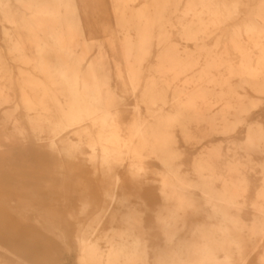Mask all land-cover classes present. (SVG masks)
Listing matches in <instances>:
<instances>
[{
	"label": "bare ground",
	"instance_id": "1",
	"mask_svg": "<svg viewBox=\"0 0 264 264\" xmlns=\"http://www.w3.org/2000/svg\"><path fill=\"white\" fill-rule=\"evenodd\" d=\"M15 1L21 7L18 15L11 9L10 0H0V11L13 26V30H5L7 48L12 59L32 65L42 75L37 78L21 72L19 88L21 105L38 141H43V133L47 135L42 147L47 149L51 164L62 169L70 161L69 141L78 134H96L90 145L94 149L91 161L95 175L101 173L106 182L115 150L126 148L134 162L147 154L155 155L167 169L161 191L172 203L166 209L167 219L160 220L165 246L155 264H234L235 259H241L248 243L264 234V187L255 205L256 220L248 225L241 219L239 207V198L248 187V179L242 172L247 164L230 163L232 176L226 180L214 165L219 150L212 149L197 160V180L189 182L178 175L171 163L175 157L176 129L186 142L198 138L195 132L230 133L256 106L237 88L248 86L264 93V0H257L253 6H248L249 0H187L180 15L177 13L182 0H144L139 8L135 7L139 0H123L117 25L123 37L122 52L130 82L136 89L144 69L153 75L141 95L153 122L138 118L126 130L117 121L105 80L99 79V62L86 60L92 33L83 6L77 0ZM113 1L115 7L121 2ZM246 6L249 18L234 25L229 38L231 48L241 58L233 63L227 52L213 53L218 43L211 48L203 42L220 25L237 20ZM173 16L178 19L180 37L194 43V51L173 44L168 29L173 26ZM99 26L106 28L105 24ZM154 57L156 64L151 66ZM181 76L190 77L178 86ZM2 77L11 82L7 63L0 58ZM234 78L239 80L237 87L232 84ZM171 90L172 103L167 111ZM8 102V94L0 88V107ZM218 105L220 109L214 110ZM14 129L20 133L23 130L16 120ZM246 145L248 149H262L264 126L259 123L249 126ZM262 169L264 172V166ZM118 181L116 178L105 189L112 201L118 198ZM217 182L222 183L220 188ZM192 189L200 192L210 211L206 223L192 230L187 240H181L177 238L178 218L199 205ZM121 195L124 199V194ZM123 199H118L121 201L118 217L112 220L117 228L112 227L101 237H96L94 231L91 237L81 231V264H144L146 261L139 229L141 217ZM23 214L20 212V217ZM42 215L38 217L45 219L47 214ZM102 239L109 244L106 253L98 248Z\"/></svg>",
	"mask_w": 264,
	"mask_h": 264
},
{
	"label": "rangeland",
	"instance_id": "2",
	"mask_svg": "<svg viewBox=\"0 0 264 264\" xmlns=\"http://www.w3.org/2000/svg\"><path fill=\"white\" fill-rule=\"evenodd\" d=\"M77 1L83 6L82 11L87 15L85 21L92 33L86 60L95 59L99 62L98 76L100 80H105L112 97L111 106L117 111L121 129L126 130L138 118L153 122L141 99L144 86L153 75L148 69H144L135 89L130 82L122 52L123 37L117 22L123 0L118 7H115L113 0ZM186 1L182 0L177 15L184 11ZM256 2L257 0H249L248 6H253ZM143 3L144 0H139L135 7L139 8ZM10 5L15 15H18L20 5L15 0H10ZM242 9L237 20H229L220 25L216 33L203 42L211 48L218 43L213 53L222 55L227 52L233 63H238L241 58L231 48V31L234 25L249 18V8L246 6ZM102 24H105L106 30L99 26ZM172 24L168 29L173 44L179 49L188 46L190 51H194V43L186 42L180 37L181 28L176 16H173ZM6 29L11 31L13 26L0 11V58L7 63L11 78V82L3 77L0 79V88L9 96V102L0 107V264H81V231L86 232L88 237L92 236V231L96 237H101L112 227L117 228V223H112V220L114 216L118 217L117 209L121 204L118 199H123L121 194H124L125 205L136 210L137 216L141 217L139 229L147 254L144 264H155L158 253L165 246V233L160 227V220L167 219L166 209L172 204L161 191L165 183L163 175L166 167L158 157L150 154L134 162L128 150L123 147L114 151L110 177L107 182L103 181L101 173L95 175L91 161L94 149L90 145L96 139V134L92 133L91 136L72 135L69 141L72 146L70 161L62 169L55 168L48 158L47 149L42 147L47 135L43 133V141H38L21 105V72L37 78H42V75L32 65L12 59L7 48ZM154 52L156 55L157 50ZM155 59H152L151 66L156 64ZM203 61L204 58L201 63ZM188 77L190 76H181L177 85H183ZM232 81L237 87L239 80L234 78ZM237 90L240 94H247L256 103L244 115V122L226 134L194 131L198 138L191 142H186L180 130L176 129L173 145L175 157L171 166L180 177L194 182L197 180V160L212 149L219 150L220 156L214 160V165L216 172L226 180L232 176L228 168L230 163L241 161L247 164L242 172L248 179V187L239 198V207L241 219L249 225L256 220L255 205L264 187V146L258 150L248 149L246 139L250 125L259 123L264 126V93H257L248 86ZM171 93L172 90L169 93V104L165 106L167 111L172 103ZM219 106L221 105L214 107V110H219ZM15 120L23 129L21 133L14 129ZM247 159L250 160L249 163ZM116 178L119 179L118 198L112 201L105 189ZM216 186L220 188L222 183L217 182ZM170 192L168 187L167 194L170 195ZM191 193L199 205L198 209L184 211L182 217L178 218L177 238L181 240H187L192 230L206 223L210 211L198 190L192 189ZM109 206L110 209L107 208ZM20 212H24L22 217ZM38 213L43 214L42 216L47 214L48 217L44 216L45 220L38 217ZM108 246L105 240L98 241L101 253H106ZM234 264H264V234L249 242L242 258L235 259Z\"/></svg>",
	"mask_w": 264,
	"mask_h": 264
}]
</instances>
